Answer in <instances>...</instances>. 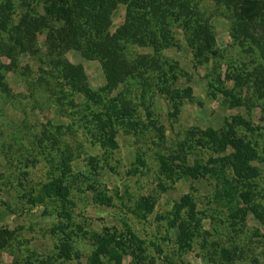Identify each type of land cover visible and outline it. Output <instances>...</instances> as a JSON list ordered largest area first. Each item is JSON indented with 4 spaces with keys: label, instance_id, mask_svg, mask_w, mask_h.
I'll return each mask as SVG.
<instances>
[{
    "label": "trees",
    "instance_id": "trees-1",
    "mask_svg": "<svg viewBox=\"0 0 264 264\" xmlns=\"http://www.w3.org/2000/svg\"><path fill=\"white\" fill-rule=\"evenodd\" d=\"M206 1L26 0L23 2L25 11L13 23V0H0V57L8 59L6 64L0 62L1 97L8 96L5 74L15 69L17 56H35L39 61L37 85L47 87L52 102L61 112L68 111L64 115L71 119V124L55 125L52 135L47 128L42 130L38 141L46 146L38 147L42 148L39 154L45 165L46 180L29 186L19 196L28 209L39 205L43 214L54 215L58 220L50 229V234L57 237L56 250L41 256L26 253L23 258H13L12 264H65L77 255L72 243L78 237L87 239L91 246L84 264H122L124 255L131 257V264L146 260L143 241L128 225L123 224L121 231L105 226L94 231L71 221L75 207L71 190L77 188L78 178L84 175L71 171V150L61 138L64 133L61 129L71 132V125L77 123L90 140L104 150L116 148L115 136L120 127L134 135L143 130L158 132L150 111L151 96L163 95L173 115L182 100L191 95L190 86L177 85L180 75L184 74L182 68L162 55L165 49L180 47L179 37L189 49L194 65H211L219 51L212 21L215 17L226 18L231 40L254 55L258 63L250 68L229 67L222 75L216 73L213 77L216 86L212 83L209 86L214 87L231 108L257 106L264 112V0H208L209 4ZM33 2L40 10L32 6ZM119 6L123 7V18L111 30V17ZM39 34L44 37L43 52L37 45ZM131 47L148 51L133 54ZM68 51L86 60H96L103 74V84L90 88L81 65L65 57ZM47 79L55 83L59 94H55ZM224 81H230L231 86H225ZM128 90L133 91L134 102L126 96ZM139 108L146 123L137 114ZM255 129L240 115H231L217 129L196 128L180 143L177 151L156 155L158 171L165 178L173 179L175 175L174 179L180 176L212 179L213 202L225 206L224 220L235 235L240 232L248 213L264 221V207L257 201L264 193L263 187L257 188L264 147L260 156L256 141L251 140ZM192 147L209 150L211 155L204 161L189 162ZM6 151L0 148L2 157H6ZM137 158L141 157L137 155ZM88 161L94 170V158L88 157ZM17 185L22 187V181L17 180ZM12 187L8 178L0 174V191L4 189L8 193ZM86 187L95 190L91 184ZM93 199L102 205H110L111 201L109 196L98 192ZM2 204L7 211H13L8 202ZM153 204L150 196L141 197L130 212L144 218L151 213ZM171 215L169 225L177 231L176 248L189 250L201 229V218L194 210L191 196L183 194L174 203ZM201 241L204 248L205 238L201 237ZM229 245L211 242L205 250V259L211 264L241 261L240 251ZM20 246L17 235L6 226H0V253L19 252Z\"/></svg>",
    "mask_w": 264,
    "mask_h": 264
},
{
    "label": "rangeland",
    "instance_id": "rangeland-1",
    "mask_svg": "<svg viewBox=\"0 0 264 264\" xmlns=\"http://www.w3.org/2000/svg\"><path fill=\"white\" fill-rule=\"evenodd\" d=\"M24 1L26 0H13V23L25 11ZM206 2L209 4L208 0ZM32 6L40 10L39 5L36 7L34 2ZM123 12V7L119 6L113 13L111 30L122 21ZM212 25L219 51L211 65H194L189 49L180 41L179 36V48L162 51L163 57L176 61L184 71L177 85L190 86L191 95L182 100L173 115H170L173 109L163 95L154 93L151 96L150 111L155 126L159 128L158 132L143 130L134 135L120 127L115 136L116 148L104 150L98 143L92 142L77 123L71 125V132L61 129L64 131L61 138L71 150V171L84 175L76 182L79 189L71 190L75 202L71 221L85 230L94 231H99L103 226L121 231L123 224L128 225L143 241L146 260L141 264H211L205 259V250L209 249L210 243L219 242L228 246L230 241L232 243L229 246L234 245L240 251L238 255L241 261L237 260L235 264H264V221L261 222L248 213L240 232L235 235L224 220L227 213L225 206L213 202L212 179H192L185 176L174 179L175 175L173 179H169L158 171L157 154L177 151L180 143L196 128L217 129L224 119L235 114L257 128L251 140L256 141L257 151L262 155L264 112L257 106L250 109L245 106L231 108L222 95L209 86L210 83L216 86L213 81L216 73L222 75L229 67L250 68L258 62L254 55L231 40L228 33L229 21L226 18L215 17ZM43 38V34L37 36L40 52H43ZM130 50L133 54L148 51L147 48L139 47H131ZM65 57L70 62L81 65L90 88L96 89L103 84V74L96 60H86L73 51L66 52ZM0 62L6 64L8 59L1 56ZM38 68L37 57L17 56L15 69L5 74L8 96L0 95V148L3 152L7 150L6 157L0 154V174L13 184L8 193L4 189L0 191V226L12 230L21 241L19 252L0 253V264H12L13 258H23L26 253L35 252L39 256L51 254L55 252L58 243L57 237L50 234L51 227L58 222L55 216L43 214L39 205L28 209L24 199H19L20 194L25 192L24 189L46 180L45 165L39 154L42 148L38 147L46 146L44 142L38 141L42 130L47 128L52 135L55 125L71 124V119L64 115L68 111L61 112L52 102L53 97L47 87L37 85L35 78L39 75ZM47 81L55 94H59L56 93L55 83L50 79ZM224 85L229 88L231 82L224 81ZM133 95V91L128 90L126 93L134 102ZM140 108L137 114L146 123ZM137 155L141 158H137ZM209 155V150L192 147L188 161H204ZM88 157L95 160L94 170L89 165ZM142 161L143 164L139 163ZM22 171L26 173L24 176L20 173ZM17 180L22 181V187L17 185ZM88 184L95 190L87 189ZM260 187L264 188V162L257 188ZM96 192L109 196L110 205L98 204L93 199ZM183 194L191 196L194 210L201 218V229L191 248L180 251L175 245L177 231L170 227L169 220L174 203ZM146 196L154 199L153 209L144 218H137L130 209L136 200ZM4 201L10 204L12 212L6 210L2 204ZM257 201L264 207V193ZM201 237L206 240L204 248H201ZM72 246L77 255L65 264H84L85 256L91 249L89 242L78 237ZM122 264H131V257L124 255Z\"/></svg>",
    "mask_w": 264,
    "mask_h": 264
}]
</instances>
